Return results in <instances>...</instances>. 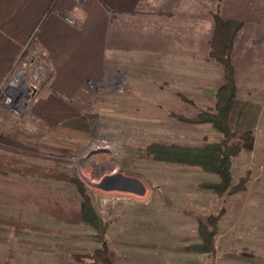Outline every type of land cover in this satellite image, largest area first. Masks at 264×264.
<instances>
[{"label":"rangeland","instance_id":"obj_1","mask_svg":"<svg viewBox=\"0 0 264 264\" xmlns=\"http://www.w3.org/2000/svg\"><path fill=\"white\" fill-rule=\"evenodd\" d=\"M219 2L215 12L213 2L207 1L212 24L219 9L231 12V0ZM252 6L247 24L251 43L245 49L239 45L231 58L236 91L226 118L231 140L242 144L232 160L231 185L242 182L243 188L218 195L203 186L218 182L217 173L165 163L145 151L152 143L202 145L222 138L211 122L189 120L201 111H216L217 93L224 82L222 63L214 59L222 66L220 78L193 81L195 87L184 96L174 94L166 75L155 80L152 60H142L140 66L128 68V76L117 72L90 82L79 114L77 110L58 123L83 119L71 130L59 131L58 124L37 125L29 117V103L16 112L0 105V134L44 145V154L55 158L17 156L68 170L84 183L103 224L104 238L88 224L59 220L33 204L37 198L50 197L78 206L82 198L73 182L0 172V216L41 227L0 223V264H102L92 255L104 243L114 264H264V1L254 0ZM28 47L16 60L35 59L31 74L40 66L36 78L31 76L36 93L48 73L43 60L30 54ZM1 153L14 155L0 149ZM111 171L138 179L145 192L92 185ZM221 210L212 254L202 245L199 227Z\"/></svg>","mask_w":264,"mask_h":264},{"label":"crops","instance_id":"obj_2","mask_svg":"<svg viewBox=\"0 0 264 264\" xmlns=\"http://www.w3.org/2000/svg\"><path fill=\"white\" fill-rule=\"evenodd\" d=\"M207 1L0 0V85L28 44L48 73L28 104L29 117L44 128L79 114L90 82L117 72L128 76V68L142 60H152L155 80L166 75L174 94L185 96L193 81L222 76V66L209 56ZM211 1L216 12L222 0ZM231 1V12L219 13L242 22L234 60L239 45L245 49L251 43L247 24L254 0Z\"/></svg>","mask_w":264,"mask_h":264},{"label":"trees","instance_id":"obj_3","mask_svg":"<svg viewBox=\"0 0 264 264\" xmlns=\"http://www.w3.org/2000/svg\"><path fill=\"white\" fill-rule=\"evenodd\" d=\"M241 25L242 22L239 20L223 18L218 14L213 15L209 56L221 62L224 71V82L217 93L216 111H201L190 119L181 115L177 116L180 119H189L193 122H211L221 131L222 138L216 142L202 145L152 143L145 148L146 153L156 160L165 163L197 166L203 170L217 173L219 176L218 182L205 183L203 186L213 189L218 195L243 188L242 182L238 185H231L232 160L239 154L242 144L239 139L235 141L231 140L233 138V133L226 122L227 113L236 91L234 69L231 63V52L234 37ZM81 122H83V119H75L71 122L68 121L63 124H58L55 129L59 131L71 130L75 127V124ZM75 128H77V125ZM44 148V145L29 142L24 143L8 135L0 134V149L14 153V155H7L5 153L0 154V172H13L25 176H45L73 182L82 198L78 206H74L61 199L50 197L37 198V200L33 201V204L40 212L53 215L59 220H64L66 222H81L94 227L99 233V236H101V239L104 240V238H102L103 224L91 203L84 183L79 177L68 170L49 168L21 157L55 158L53 156L48 157L44 154ZM18 154L21 156H17ZM222 212L223 210L215 215H209L204 222L200 223L199 227L202 245L205 250L212 254L215 252L213 245L214 228H216V224ZM0 223H6L20 228H41L21 221L19 218L13 216H0ZM209 226L212 227L210 230L208 229ZM92 256L95 260L101 261L102 264H114L111 260L106 243H104L100 249L95 250Z\"/></svg>","mask_w":264,"mask_h":264},{"label":"built area","instance_id":"obj_4","mask_svg":"<svg viewBox=\"0 0 264 264\" xmlns=\"http://www.w3.org/2000/svg\"><path fill=\"white\" fill-rule=\"evenodd\" d=\"M25 47L26 46L23 47L19 57L25 50ZM18 59L15 60L13 66L8 71L0 85V102L9 108H12L15 112L20 111L21 108L25 107L35 94L36 86L31 80V76L36 78L37 73L40 70V66H36L33 70L34 73L31 74L30 72L32 71V68L30 65L34 64L35 59ZM17 63L21 64V66H18V69L15 72Z\"/></svg>","mask_w":264,"mask_h":264},{"label":"water","instance_id":"obj_5","mask_svg":"<svg viewBox=\"0 0 264 264\" xmlns=\"http://www.w3.org/2000/svg\"><path fill=\"white\" fill-rule=\"evenodd\" d=\"M96 175L99 176V174ZM92 185L105 190H120L137 194L145 192V187L138 179L113 171L104 176L98 183H93Z\"/></svg>","mask_w":264,"mask_h":264}]
</instances>
